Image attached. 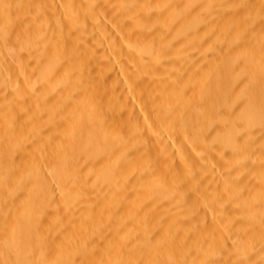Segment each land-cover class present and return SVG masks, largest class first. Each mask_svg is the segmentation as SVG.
I'll use <instances>...</instances> for the list:
<instances>
[{"label":"bare ground","instance_id":"1","mask_svg":"<svg viewBox=\"0 0 264 264\" xmlns=\"http://www.w3.org/2000/svg\"><path fill=\"white\" fill-rule=\"evenodd\" d=\"M262 99L264 0H0V264H264Z\"/></svg>","mask_w":264,"mask_h":264},{"label":"rangeland","instance_id":"2","mask_svg":"<svg viewBox=\"0 0 264 264\" xmlns=\"http://www.w3.org/2000/svg\"><path fill=\"white\" fill-rule=\"evenodd\" d=\"M240 25H241V24H240ZM241 28L245 29V27H244L243 24H242ZM235 35H236V34H235ZM234 38H237V35H236L235 37H234V35H233V39H234ZM234 40H235V39H234ZM236 40H237V39H236ZM236 40H235V41H236ZM244 78H245V77H244ZM260 103H261V102H258V104H259L260 107H258V104H257V108H260V109H258V110H260L261 112L263 111V113H264V102H263V99H262V103H261L263 106H262ZM142 122H143V123L145 122V123H144V126L147 128V125H148V124L146 123V121H144V119H142ZM152 162H154V161H153V160H152V161L149 160V163H148V166H147V167H149V168H147L148 171H150V173H151L152 175H154V176H155L156 174L159 175V174H160L159 172L161 171V170H160V166L157 165L159 168H158L157 166H156V167H157V168H156V167H155L156 164L153 163V164H154V165H153ZM118 164H119V163H117L116 168L114 169L115 171L113 170L114 172H111V171H110L111 174L109 173V171H107L106 173H105V172L103 173V174H105V179L108 177V178H107V179H109L108 182L111 183V184H112V182H113V185H112V186H113V187L115 186L114 188H116V189H117V187L119 188L123 183L126 182V184H127V186H128V187H127V188H128V189H127L128 192H131L132 189H135V188L140 187V183H141V181L139 180V176H138L137 172L134 171V170H132V169H127L126 166H124L123 164H121V165H123V168H122V167H121V168H118V167L121 166V165L119 166ZM152 167H155V168H152ZM118 169H119V170H118ZM120 169H121V170H120ZM123 169H125V170H123ZM158 169H159L160 171H159ZM130 170H131V171H130ZM116 171H117V173H115ZM120 171H121L122 173H121ZM123 171H125V173H124ZM133 171H134V172H133ZM157 171H158V173H157ZM118 172H119V173H118ZM128 172H129V173H128ZM113 173H115V174H113ZM126 173H127V174H126ZM154 173H155V174H154ZM106 174H107V175H106ZM120 174H121V175H120ZM111 175H112V176H111ZM158 175L155 176V181H153V184H154V182H157V180H158V179H157V176H158ZM82 176H83V175H82ZM111 177H112V178H111ZM82 178H83V179H82ZM82 178H81L79 181H77V183H75V187H76L77 189H79L77 186L81 187L80 184H83V183L85 182L84 177H82ZM127 179H128V180H127ZM156 179H157V180H156ZM123 180H125V181H123ZM80 181H81V182H80ZM83 181H84V182H83ZM122 181H123V183H122ZM138 181H139V182H138ZM82 182H83V183H82ZM128 182H129V183H128ZM130 182H131V183H130ZM137 182H138V183H137ZM84 184H86V182H85ZM134 184H135V185H134ZM137 184H138V185H137ZM156 184H158V183H155V185H156ZM169 184H170V182H169ZM136 185H137V186H136ZM130 186H131V188H130ZM159 186H160V185H159ZM159 186H156V187H159ZM84 187H86V185L83 186V189L80 188V189H79V192H80L81 189L84 190V189H85ZM132 187H134V188H132ZM143 187H144V188H143V192H142V194H141V195H143V196L140 195L141 197H139V198H138V197H134V196H132L133 198L131 197V199H132L133 201H134V200L136 201V200H138V199H141V200H143V201L146 202L145 204H147L148 202H153L154 200H155V201H162V200H161V198H162V194H165V195H164L165 200L163 199V200H164V201H163L164 203H165V202H166V203L168 202V204H171V205H172V202L177 201L178 199H179V200H182L181 203H179V204H183L184 208H186L185 211H184V213H185V212L188 213L187 216H192V215L195 214L194 204H196V203L199 204V202H200L199 199H200L201 197H205V194H203V193H204V188H203V189H202V188L198 189L199 187H196L195 189H198V190H195L193 186H190L189 188L186 187V188H184L185 190L181 189L179 192H178L175 188H173V187H171V186H169V187H165V188H164L165 190L160 186L159 189H157V188H156L157 190L155 189L156 191L160 190V191H158V193L156 192L155 195L152 194L150 191L145 190L146 187H147L145 184H143ZM201 187H202V186H201ZM169 188H170V190H169ZM162 189H163V190H162ZM171 189H172V190L174 189V190L172 191ZM193 189L196 191L195 193H194V190H193ZM82 190H81V193H79V194H81V195L78 194V196H76V197H78V198L81 197V198H79L80 201H82V199H83V200H85V199H89L90 196L86 195L85 192L82 191ZM175 190H176V191H175ZM163 191H164V192H165V191H166V192L168 191V193H170V194H172L171 192H173V194H175L176 192H178V193H176L175 195L172 196L173 199H174V200H173V199H171V198L169 199V197H170V196H168L169 194L166 193V192L163 193ZM174 191H175V192H174ZM181 191H182V194H183V192H184V194H183L184 196L180 193ZM145 192H146V193H145ZM160 193H161V194H160ZM189 193H190V194H189ZM191 193H193V197H191V196H192ZM200 193L203 194V195H201ZM178 194H179V195H178ZM199 194H200V195H199ZM85 195H86V196H85ZM156 195H157V196H156ZM166 195H167V196H166ZM176 195H177V197H176ZM82 196H83V197H82ZM87 196H88L89 198H88ZM149 196H150V198H148ZM174 196H175L176 198H178V197L181 198V197H182V199L178 198V199L176 200ZM183 197H184V198H183ZM189 197H190L191 199H190ZM69 198H70V199H69ZM156 198H158V199H156ZM167 198H168V199H167ZM188 198H189V199H188ZM68 199H69V200H68ZM68 199H66L67 202H64V203L66 204V206L68 205V206H70V208H72V209H74V208H77V209H78V208L84 206V204L86 203V202L84 203L83 201L80 202L79 199L76 200L77 198L75 199V197H73V198L71 199V196H70V197L68 196ZM148 199H149V200H148ZM184 199H186V201H185ZM203 199H204V198H201V201H202ZM146 200H147V201H146ZM179 200H178V201H179ZM189 200H190L191 202H190ZM71 201H73V202L75 201V204H74L73 202H71ZM78 201H79V202H78ZM85 201H87V200H85ZM178 201H177V202H178ZM184 201H185V202H184ZM187 201H188V205H190V206H189V207H190V210H189V207H187V206L185 205V204L187 203ZM194 201H195V202H194ZM198 201H199V202H198ZM163 202H159V204H160V205H164V207L166 208V207L168 206V204H167V205H166V204H162ZM169 202H170V203H169ZM179 202H180V201H179ZM183 202H184V203H183ZM70 203H71V204H70ZM78 203H79V204H78ZM189 203H190V204H189ZM72 204H73V205H72ZM82 204H83V205H82ZM173 204H174V203H173ZM179 204H176V203H175L174 205L176 206V205H179ZM76 205H77V206H76ZM79 206H80V207H79ZM112 206H113V203H107V204H106V207H107L108 209L112 208ZM64 209H65V207H64ZM60 212H61V211H60ZM186 213L184 214V216L186 215ZM59 216H62V215H59ZM58 219H59V221H60V220H61V217H59ZM82 224H83V225H82ZM85 225H86V226H85ZM59 227H62V225H60ZM79 227L82 228V229H80V230H84L85 228H86V229L88 228V226H87L86 223H80ZM64 228H65V227H64ZM86 229H85V230H86Z\"/></svg>","mask_w":264,"mask_h":264}]
</instances>
